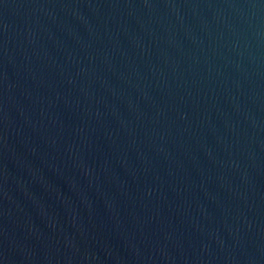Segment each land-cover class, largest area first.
Instances as JSON below:
<instances>
[{
  "label": "water",
  "instance_id": "obj_1",
  "mask_svg": "<svg viewBox=\"0 0 264 264\" xmlns=\"http://www.w3.org/2000/svg\"><path fill=\"white\" fill-rule=\"evenodd\" d=\"M0 264H264V0H0Z\"/></svg>",
  "mask_w": 264,
  "mask_h": 264
}]
</instances>
